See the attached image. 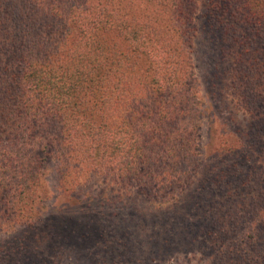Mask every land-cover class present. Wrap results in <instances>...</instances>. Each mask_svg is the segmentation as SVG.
<instances>
[{
    "label": "trees",
    "instance_id": "16d2710c",
    "mask_svg": "<svg viewBox=\"0 0 264 264\" xmlns=\"http://www.w3.org/2000/svg\"><path fill=\"white\" fill-rule=\"evenodd\" d=\"M204 40L217 85L232 72L251 109L199 176L192 53ZM251 77L264 86V0H0V223L36 231L0 239V264H155L180 241L210 264H264V100ZM51 159L65 191L89 171L156 203L191 193L139 261L107 221L93 233L66 213L41 218Z\"/></svg>",
    "mask_w": 264,
    "mask_h": 264
},
{
    "label": "rangeland",
    "instance_id": "374dc122",
    "mask_svg": "<svg viewBox=\"0 0 264 264\" xmlns=\"http://www.w3.org/2000/svg\"><path fill=\"white\" fill-rule=\"evenodd\" d=\"M192 55L200 84L202 118L199 144L202 156L199 176H201L202 171L204 172L210 166L215 153L226 146V141L233 142L238 137H242L250 119L248 110L251 108L243 102L242 95L246 92L241 91L242 80L234 77L232 72H227L228 76L224 80L225 86L217 85L219 78L214 76L215 64L211 61L212 56L207 41L204 40L203 44L197 43ZM258 69L262 70V67L254 68V70ZM253 76L255 73L252 72ZM252 77L245 80L247 92L251 94L253 101L255 98L257 99V96L264 100V86L262 87L260 82L257 84V81ZM56 167V161L51 159L48 163L44 189L39 200V206L42 209L41 218L59 217L62 216V213H66V217H75V219L80 220V224L91 227L90 231L93 233L94 230L102 231V223L107 221L108 232H114L116 235H122L124 232L130 234L131 243L129 245L134 247L132 250L135 253L132 255V259L148 263L149 258L154 257L148 255L150 250L148 235L154 228L156 231L163 230L164 226L162 225L176 209L177 203L181 204L182 199H186L190 192L189 189L177 196L176 202L172 200L164 204L156 203L123 185L113 184L109 179L94 175L89 171L76 178L69 189L65 191V184L60 182ZM89 198L93 200L89 201ZM78 203L80 204L77 205ZM134 204L138 205L139 210L137 216L132 218L129 212H133L131 208L135 206ZM89 205L91 206L87 208ZM143 213L151 216L147 219L150 225L143 221V217L137 219L139 215L143 216ZM101 219L103 220L102 223L100 222ZM1 225L3 224L0 223V227ZM76 227L74 226V229ZM24 232L29 239L36 233L31 227L17 228L4 225L0 228V239H17ZM163 235L166 236L164 233ZM104 236L106 239L107 236ZM178 237L181 239V236ZM80 243L83 241L80 240ZM134 243L137 244L134 246ZM104 244L105 242L101 238L98 243L91 242L90 249H95L101 253L105 248ZM184 245L185 242L180 241L181 249L178 252L169 253L165 258L157 256L155 258L159 259L157 263L210 264L203 253L198 252L195 248H186Z\"/></svg>",
    "mask_w": 264,
    "mask_h": 264
}]
</instances>
